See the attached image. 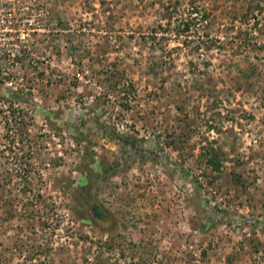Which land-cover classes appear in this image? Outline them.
<instances>
[{"label":"rangeland","instance_id":"1","mask_svg":"<svg viewBox=\"0 0 264 264\" xmlns=\"http://www.w3.org/2000/svg\"><path fill=\"white\" fill-rule=\"evenodd\" d=\"M12 96L0 264H264V0H0Z\"/></svg>","mask_w":264,"mask_h":264},{"label":"trees","instance_id":"2","mask_svg":"<svg viewBox=\"0 0 264 264\" xmlns=\"http://www.w3.org/2000/svg\"><path fill=\"white\" fill-rule=\"evenodd\" d=\"M187 30V26L185 27ZM129 86H131V90H134V88L132 87V82L129 81ZM122 85L124 86V82L122 83ZM124 90H126L125 92L128 93L131 90H128L126 87H123ZM21 96V95H20ZM20 96H12L10 102L7 105V111L3 110L0 108V118L2 119L3 117V122H4V126L6 127V137H10L12 139V141H15V137L19 136L20 139L23 136H29V130L27 129V126L29 125L28 120H26V115L24 113V111L20 108L17 107H13V100L18 99L20 100L22 97ZM22 100V99H21ZM128 107V105H126V108ZM2 116V117H1ZM205 159H204V164L207 168H209L211 171L213 172H219L222 169V163H223V159L222 156L220 154V152H218V150H216L215 148H210L207 149L205 151V155H204ZM30 170H28L27 174L29 175V173L31 174V165H30ZM104 171H106V169H103ZM26 174V176H27ZM28 177V176H27ZM86 185H84L85 187ZM30 186H28V191H31V189L29 188ZM36 197H40V199L43 197V194H41L40 192H37L35 195ZM30 205L28 207V210L24 213H22V215L26 216V223L28 226H32L34 224V219H43L42 222L44 224H46L47 220L45 218H42V213L41 211H39L38 208H35L33 202L31 199H28L27 205ZM36 213V214H35ZM94 213L97 216H100V211L98 208L94 209ZM34 226V225H33Z\"/></svg>","mask_w":264,"mask_h":264}]
</instances>
